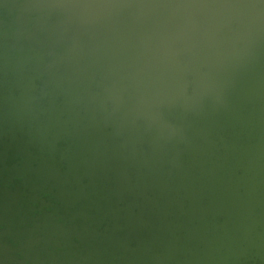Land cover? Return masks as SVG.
I'll return each instance as SVG.
<instances>
[{
    "label": "water",
    "instance_id": "95a60500",
    "mask_svg": "<svg viewBox=\"0 0 264 264\" xmlns=\"http://www.w3.org/2000/svg\"><path fill=\"white\" fill-rule=\"evenodd\" d=\"M0 264H264V0H0Z\"/></svg>",
    "mask_w": 264,
    "mask_h": 264
}]
</instances>
